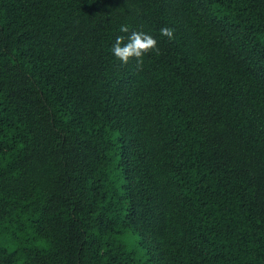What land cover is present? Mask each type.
Listing matches in <instances>:
<instances>
[{
	"label": "trees",
	"instance_id": "1",
	"mask_svg": "<svg viewBox=\"0 0 264 264\" xmlns=\"http://www.w3.org/2000/svg\"><path fill=\"white\" fill-rule=\"evenodd\" d=\"M0 264H264V0H0Z\"/></svg>",
	"mask_w": 264,
	"mask_h": 264
},
{
	"label": "clouds",
	"instance_id": "2",
	"mask_svg": "<svg viewBox=\"0 0 264 264\" xmlns=\"http://www.w3.org/2000/svg\"><path fill=\"white\" fill-rule=\"evenodd\" d=\"M119 31L128 34L117 35L115 42L111 45V53L113 57L123 64L129 63L130 60H135L137 64L143 62V57L149 51H158L157 39L146 31H131L128 25H121ZM162 37H167L168 40L174 39V29L171 27H162L160 30Z\"/></svg>",
	"mask_w": 264,
	"mask_h": 264
}]
</instances>
